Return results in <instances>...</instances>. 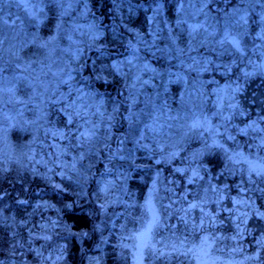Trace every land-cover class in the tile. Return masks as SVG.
I'll use <instances>...</instances> for the list:
<instances>
[{"label": "rangeland", "instance_id": "obj_1", "mask_svg": "<svg viewBox=\"0 0 264 264\" xmlns=\"http://www.w3.org/2000/svg\"><path fill=\"white\" fill-rule=\"evenodd\" d=\"M94 1L0 0V264H107V247L120 264H137L136 237L151 219L144 207L150 192L161 222L139 257L142 264L147 252L160 248L186 264H256L216 256L222 250L210 239L207 254L198 251L206 236L157 238L155 232L163 225L164 170L173 163L178 170L180 164L207 170L218 158L221 172L264 197V177L251 173L249 179L250 164L264 166V153L236 144L230 134L242 90L264 92L255 86L262 79L264 0H172L173 18L167 0H113L112 20L96 11ZM233 38L242 54L229 42ZM239 63L245 66L237 74ZM78 65L68 84L58 83ZM61 96L92 112L99 108L89 113L98 124L91 143L61 137L69 130L66 114L52 103ZM194 120L206 121L205 128L191 130ZM246 125L257 137L260 128ZM211 183L198 181L200 203L191 199L207 217L222 201L208 190ZM55 194L67 210L94 219L93 234L62 221L63 209L47 199ZM243 200L254 213L264 209V200L260 207L252 197ZM69 239L80 247L71 261Z\"/></svg>", "mask_w": 264, "mask_h": 264}, {"label": "trees", "instance_id": "obj_2", "mask_svg": "<svg viewBox=\"0 0 264 264\" xmlns=\"http://www.w3.org/2000/svg\"><path fill=\"white\" fill-rule=\"evenodd\" d=\"M96 5L100 6V10L96 11L101 13L102 16L110 20L114 18L113 0H95L94 6ZM166 6L168 8V14L173 18L176 4L172 0H167ZM144 18L145 15L141 13L140 17L137 19L140 25L145 23ZM244 66L243 63H239L237 68L233 69V71L238 74L240 69ZM227 73L228 72H224L223 74L226 75ZM223 74H217V82L224 83L223 80H226V78L223 77ZM233 74L229 73L227 78H234ZM232 81L237 84L241 83L236 79ZM258 84L259 85H255L257 89L258 86H262L264 90V81L262 79L258 81ZM254 89L255 87H253V89L242 90V94L238 97V100L236 99L234 107L238 116L234 120V126L230 129V134L234 137L236 144L241 141L245 147H257L258 151L260 150V154H263L264 92L261 95H255L254 92L257 90ZM246 123H253L255 128H260V131L255 133L257 137H251L252 130ZM236 125L245 126L246 130L240 131ZM250 137L251 139H256L254 144H252L251 139H249ZM261 144H263V146ZM231 146L234 147V144H231ZM210 162L212 168H208L207 170L201 168L195 170V168H189L186 164H180L181 169L179 170L182 171H179L177 169L178 166H176L177 163L171 164V166L164 170L168 177V190L163 201L165 208L163 211V225L157 233L155 232V235L159 238L165 235L170 236L172 233H175L183 239L192 238V240H199L201 236H206L207 239L212 240L215 245L222 250L218 252V254L215 253L216 256L230 258V256L233 255L234 258H248L254 260L256 264H264V236L262 235L264 234V220L261 216L257 215V211L259 213H264V209L261 211L256 210V213H254V208L249 210L245 200H243L244 196L252 197L254 201L257 202L258 207H260L262 204L261 200H264V197H259V194L248 191L247 186L249 185L241 183L237 181L235 177L221 172V165L219 164L218 158H213ZM193 173H195V175H193ZM171 179H174V183ZM209 180L210 182L212 181V183L208 185V190H211L210 192L213 191L215 196L222 198V201L215 202V204L212 205L209 217H207L203 214V211L197 209V207L190 208V205H192V200L193 202L196 200L200 203V199L195 198L198 192L197 182L199 181L202 183L204 181L208 182ZM220 181H222V183L226 182L225 186L219 183ZM131 188H135L134 184ZM144 189L145 187L142 188V191ZM237 196L241 198L237 199ZM33 197L35 198V196ZM47 197L48 200L52 202L55 201L58 207L63 209L64 213L61 219L66 224L70 225L73 230L83 231L89 235H91V233L93 234L94 219L92 217L81 209H74L75 211L67 210V208L63 207L65 203L59 202L60 200H58L56 194L54 196L48 195ZM188 198H190V200ZM171 206L172 208L170 210ZM175 208L178 209L175 210ZM244 210L247 212H243ZM195 212L200 213L196 215ZM244 213H247V216H245ZM187 218L188 220H186ZM201 221L203 222L202 224ZM177 222L178 225H174ZM86 238L87 237L83 236V241L87 244H93L94 241ZM76 240L77 239H69L70 261L75 260V256H78L80 247ZM4 244L5 242L0 234V249ZM106 250V263L120 264L114 250L110 251L109 247H107ZM227 252H229V255ZM147 255V264H178L180 261L177 256H175L176 254L173 256L165 250L162 251V248L155 252L151 250L147 252ZM1 256L2 255H0V257ZM179 264L186 263H181L180 261Z\"/></svg>", "mask_w": 264, "mask_h": 264}, {"label": "snow or ice", "instance_id": "obj_3", "mask_svg": "<svg viewBox=\"0 0 264 264\" xmlns=\"http://www.w3.org/2000/svg\"><path fill=\"white\" fill-rule=\"evenodd\" d=\"M224 38L226 40L229 39V33L227 32V30L224 33ZM229 42L232 44L233 48L237 52H239L241 54L243 53V49H242L240 42L238 40L233 38V39L229 40ZM40 46L46 47V45H44V44H42ZM82 67H83V65H78V67L76 69L68 68L66 70V72H64L62 74L61 79L58 81V83L68 84L69 80H71L73 78V71L79 72ZM113 67H115V66H113ZM0 71H2V69H0ZM65 75L67 76V79L63 78V76H65ZM41 87H43V85H41ZM69 89H70L69 96H71V85H69ZM35 92H36V90L33 89L34 95H35ZM82 92H83L82 89L78 88L76 90L77 100L83 101V95H81ZM84 95L91 96V93H86ZM21 103H23V101H21ZM52 103L62 104L60 111H63L66 114V123L69 126V130L67 133H64V132L60 133L62 138L74 140L81 146H83L85 144H89L95 139L98 124H97V122H95L91 119L89 113H91V115H97V114H99V108H97L95 110V112H92L91 108H89L88 105H85L83 103L78 104L76 102L68 101L63 96H61L59 99H53ZM85 109H87V111H85ZM206 123H207L206 121L201 122L199 120H194L190 126V129L196 130L199 128H205ZM73 129L75 130L74 133H73ZM205 130H208V129H205ZM214 143H215V141H214ZM229 159L231 160V159H233V157L230 156ZM241 159H243L242 156H241ZM249 172H250L249 179H251V173H255V175L257 177H264V166L257 167L256 165L250 164ZM193 175H195V173H193ZM101 207H103V205H101ZM144 207L146 208L147 212L150 214L151 219L148 221L147 227L145 228V230L142 231L136 237V239L139 240V244L136 245V247L139 249V251L137 253V264H142V260H140L139 257H141L143 255V249L146 247H149L148 240L150 239L152 229L154 227H157L161 222L160 221V214H159L156 206L153 203L151 192L149 193V196L145 201ZM195 207H196L195 204L190 205V208H195ZM201 211H203V209H201ZM244 215L247 216V213H244ZM257 215L264 218V213H259L257 211ZM202 223L203 222L201 221V224ZM42 238L48 239L49 237L44 236ZM209 248H210V245H209L208 239H207V237H205L203 240H201L198 251L205 252V254H207V250Z\"/></svg>", "mask_w": 264, "mask_h": 264}, {"label": "water", "instance_id": "obj_4", "mask_svg": "<svg viewBox=\"0 0 264 264\" xmlns=\"http://www.w3.org/2000/svg\"><path fill=\"white\" fill-rule=\"evenodd\" d=\"M262 75L264 77V58L262 60V66H261Z\"/></svg>", "mask_w": 264, "mask_h": 264}, {"label": "bare ground", "instance_id": "obj_5", "mask_svg": "<svg viewBox=\"0 0 264 264\" xmlns=\"http://www.w3.org/2000/svg\"><path fill=\"white\" fill-rule=\"evenodd\" d=\"M258 17V16H257ZM114 150V149H113ZM218 161V160H217ZM106 164V163H105ZM220 166V165H219ZM10 185V184H9ZM43 190V189H42Z\"/></svg>", "mask_w": 264, "mask_h": 264}]
</instances>
